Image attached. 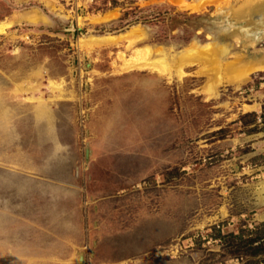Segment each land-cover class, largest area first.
<instances>
[{"label": "rangeland", "instance_id": "rangeland-1", "mask_svg": "<svg viewBox=\"0 0 264 264\" xmlns=\"http://www.w3.org/2000/svg\"><path fill=\"white\" fill-rule=\"evenodd\" d=\"M245 2L0 0V264H264V65L227 70L264 54ZM206 44L219 71L178 70Z\"/></svg>", "mask_w": 264, "mask_h": 264}, {"label": "bare ground", "instance_id": "bare-ground-1", "mask_svg": "<svg viewBox=\"0 0 264 264\" xmlns=\"http://www.w3.org/2000/svg\"><path fill=\"white\" fill-rule=\"evenodd\" d=\"M243 14H245L248 17H252L253 19H252L250 26L240 27L238 30V34H240L241 37L243 36L242 38L247 40L249 43H253L254 41H256L259 38V36L255 34L254 27L264 24V0H246L245 4L243 6ZM5 25H6L5 23L0 22V32L3 30ZM89 39H91V38H89ZM98 40H100V39H98ZM107 40H112V39L106 38L105 41H107ZM200 46H201V44H200ZM227 50H228L227 46L220 45V47H218L216 49L210 44H206L200 48L197 47V48L189 49L187 51V53L182 54L180 56L179 62L177 64L178 70L180 69L181 65L184 64L185 62L193 61L195 59H202V60L206 59L210 62L209 68H211V70H212L211 72H214L215 70L219 71L218 66H220V65H215V64H218L217 59H218L219 55L220 56L224 55L227 52ZM143 51L146 55L143 57L144 58L143 66L148 65L151 68H156L157 70H159L161 72H166L170 69V63L171 62H168L166 60V54L165 53L158 51L157 56L149 59V54H150L149 49L144 48ZM217 55H218V57H216ZM263 65H264V54L258 58L252 59V60H247V61L238 60L235 63H232L231 65L228 66L229 67V69H227L229 72L228 75L231 76L232 78H237V77H240L241 75H244L247 71L255 69V68H260Z\"/></svg>", "mask_w": 264, "mask_h": 264}]
</instances>
